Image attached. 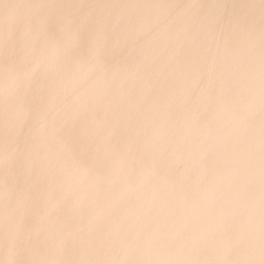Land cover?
<instances>
[{"label":"water","instance_id":"95a60500","mask_svg":"<svg viewBox=\"0 0 264 264\" xmlns=\"http://www.w3.org/2000/svg\"><path fill=\"white\" fill-rule=\"evenodd\" d=\"M62 1L0 14V264H264V12L226 0L208 22L205 4L209 41L240 19L254 33L227 60L206 39L156 72L176 25L144 16L159 1L172 21L184 0H94L112 6L59 38L75 11Z\"/></svg>","mask_w":264,"mask_h":264},{"label":"bare ground","instance_id":"6f19581e","mask_svg":"<svg viewBox=\"0 0 264 264\" xmlns=\"http://www.w3.org/2000/svg\"><path fill=\"white\" fill-rule=\"evenodd\" d=\"M8 1H10L8 4H6L7 0L5 2L0 1V14L2 18L1 23L8 22V20H10L12 17L21 15L22 13H19V12L23 10L24 8L22 4V0H20L19 3L17 2V0H8ZM23 1H31V0H23ZM124 1L131 2L132 7L137 9V8H140L146 0H124ZM225 1L226 0H204L203 2L205 3H203L202 0H184L181 4L175 1L177 3L176 6L180 8V11H179L178 16L174 18L172 21L168 20L167 18L159 17L160 12L158 11V9L160 7V2L154 1L153 6H151L150 10L147 11V13L144 16L147 18L150 17V19H154V20L153 21L146 20L145 21L146 25L150 28H154L156 24L176 25V28L175 29L173 28L171 31L172 32L171 37H172V42H173V46L170 47L171 50L165 49V50L159 51V52H163L164 54L158 52V53H151L150 55L149 59L153 58L156 72L160 71L162 67V62H166L168 66H170V62H171V65L176 67L177 66L176 57L180 56L182 53L185 56L189 55L190 57L197 58L196 55L199 53H196L194 55H192L191 53L196 52L200 42L206 39H207L206 52H211L209 55L207 54L206 55L212 59L216 56H221L224 60H227V57L224 54H226L227 51H230L232 49V46L230 45H233L232 41H233L234 35L238 34L240 37H242L244 35L251 36L254 33V32L249 33L251 31V28L243 27L245 25H249L251 27V23H252L251 20L240 19L235 22L240 24L241 27H238L237 24H233L232 28L230 29L232 36L231 38L226 37V39L223 41V44L209 41V36L207 35V29H206L207 25H205L204 22L201 25V21L202 20L204 21V18L201 15V12H202L201 10L205 12V6H204L205 4H209L206 7L207 9H210V8L213 9L209 11L208 18H206L208 19L207 20L208 22H211L213 20L214 15L218 16L217 10H222V12H226L225 9H227L231 5V3L232 5L230 6V8L237 14H240L242 12L243 4H245L244 6L247 12L251 11L254 14H256L257 17L259 16V13L264 12V0H233L231 1V3H227L226 5H225ZM62 2H66L67 7H63L61 9H68L71 6V2H72L74 4V7L70 9H74L75 11H72V12L70 11L71 18L63 26L65 27V30H63V32L58 35L59 38H64V36L67 33L68 34L74 33L76 24H77V29L79 31L87 30L89 28L88 25L92 23L91 19L93 15L104 13V9H105V12H107L108 7L112 6L111 4H109V6L105 8L106 6L104 2V5H101L102 7L93 8L94 0H71V2L70 1H62ZM58 3L59 2H55L54 5L57 6ZM81 5H83L82 10H80L77 7ZM40 7L47 9V6L45 7L42 4H40ZM169 10L171 9L169 8ZM165 11H167V6L165 7ZM159 19L160 20L163 19V21L158 22ZM8 23L12 24L11 21H9ZM194 25L196 27H194ZM240 28L242 29L239 30ZM187 29H188V32H186ZM44 30L45 28L43 26H40L38 28L30 29L28 31L20 30L16 34L20 36L25 35V34L35 35V34H39L43 32ZM169 31H170V27L168 26L165 32H169ZM172 50L174 52H172ZM108 52H109L108 50L105 51L102 48H99L96 52L92 53L89 56H90V59L93 61L95 60L97 62L108 64V61H111V60H107L108 57L106 58V55L108 54ZM246 52H247V57H249L250 59L256 60L257 62L263 60L262 57H258L257 55H255L251 47H248L246 49ZM202 54H205V53L202 52ZM2 58L6 59L7 64L10 67L19 65L17 64L15 60L9 58L7 55L6 57H2ZM148 64H149V60L146 64V69L148 68ZM223 68H224V65L219 66L218 68L219 73L222 72ZM114 75L115 77L108 78V79L105 78L104 81L115 83V81L120 80V75L118 73L114 72ZM242 110L245 111V108L244 109L242 108ZM248 116L249 115L244 114L243 123H247Z\"/></svg>","mask_w":264,"mask_h":264}]
</instances>
